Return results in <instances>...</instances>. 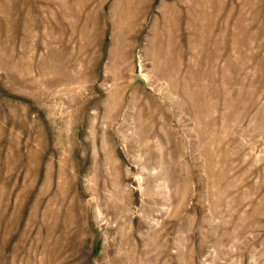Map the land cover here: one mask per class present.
<instances>
[{
  "label": "rangeland",
  "instance_id": "1",
  "mask_svg": "<svg viewBox=\"0 0 264 264\" xmlns=\"http://www.w3.org/2000/svg\"><path fill=\"white\" fill-rule=\"evenodd\" d=\"M0 264H264V0H0Z\"/></svg>",
  "mask_w": 264,
  "mask_h": 264
},
{
  "label": "water",
  "instance_id": "2",
  "mask_svg": "<svg viewBox=\"0 0 264 264\" xmlns=\"http://www.w3.org/2000/svg\"><path fill=\"white\" fill-rule=\"evenodd\" d=\"M135 78L138 79V80H141V81L144 82V83L146 82L145 77L140 76L139 74H136Z\"/></svg>",
  "mask_w": 264,
  "mask_h": 264
}]
</instances>
